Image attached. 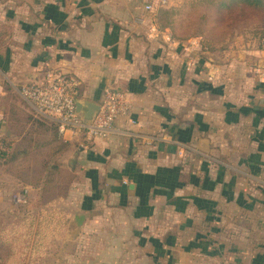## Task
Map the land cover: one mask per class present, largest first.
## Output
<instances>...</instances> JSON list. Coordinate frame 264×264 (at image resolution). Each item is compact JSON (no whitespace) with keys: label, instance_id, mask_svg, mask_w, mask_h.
<instances>
[{"label":"crops","instance_id":"crops-1","mask_svg":"<svg viewBox=\"0 0 264 264\" xmlns=\"http://www.w3.org/2000/svg\"><path fill=\"white\" fill-rule=\"evenodd\" d=\"M7 1L1 95L55 69L75 81L82 117L107 88L131 106L107 138L72 152L77 140L60 138L21 98L36 128L55 133L59 169L67 161L68 264H264L259 44L175 37L173 20H160L174 15L173 0Z\"/></svg>","mask_w":264,"mask_h":264},{"label":"rangeland","instance_id":"rangeland-1","mask_svg":"<svg viewBox=\"0 0 264 264\" xmlns=\"http://www.w3.org/2000/svg\"><path fill=\"white\" fill-rule=\"evenodd\" d=\"M222 1L225 0H173L174 15L168 17V20H173L172 34L179 39L203 36L204 41L214 32L220 43L219 48L229 44L240 47L239 43L245 44V41L257 46L264 36V14L250 12L233 3L221 9L219 4ZM0 5L11 7L13 3L0 0ZM0 120H7L2 131L4 139H0V216L17 217L19 221L11 223L19 234L28 232L31 218L38 217L41 212L54 210L58 214L56 219L63 223L56 234L45 232V235L38 236L33 235V227L36 226V222H33L31 239H24L23 243L17 245L19 253L16 262L68 264L73 238L69 236L71 230L65 222L66 207L62 202L68 197L71 178L67 161L59 169L56 152L61 147L53 143L57 141L55 133L51 127L50 132L37 129L40 122L28 113L27 105L19 94L9 90L4 95L0 94ZM71 144H75L72 152H76V148L85 146L87 142L79 140ZM22 189L28 190L27 204L17 206L11 197ZM32 244L34 249L30 252L29 245Z\"/></svg>","mask_w":264,"mask_h":264},{"label":"built area","instance_id":"built-area-1","mask_svg":"<svg viewBox=\"0 0 264 264\" xmlns=\"http://www.w3.org/2000/svg\"><path fill=\"white\" fill-rule=\"evenodd\" d=\"M158 4L164 7L167 0H159ZM144 10L151 11V5H146ZM167 44L174 49L178 43L168 38ZM259 48L264 51V36L259 40ZM76 87L75 81L68 75L55 69H45L41 80L21 86L19 95L36 115L50 120L60 138L68 141L105 139L115 131L116 122L130 114L127 93L107 88L103 91L96 114L90 120H84L75 107ZM11 199L17 206L26 205L27 190L22 189Z\"/></svg>","mask_w":264,"mask_h":264},{"label":"trees","instance_id":"trees-1","mask_svg":"<svg viewBox=\"0 0 264 264\" xmlns=\"http://www.w3.org/2000/svg\"><path fill=\"white\" fill-rule=\"evenodd\" d=\"M230 3H233L234 6L239 8L244 7L249 9L250 12H262L264 14V0H225L220 2L219 7L224 9L228 7ZM162 14L160 18L161 22L162 20L169 21V13L165 12ZM57 216L58 214L54 210L50 212H41L38 217L31 218V224L28 225V227L30 226L29 230L25 234H19V232L13 229L14 225L11 222L15 220L19 221L17 217L0 216V264H18L16 262V256L19 253L17 251V245L23 243L24 239H31L33 222H36V226L33 227L35 231L33 235L42 236L45 235V232L54 235L59 232L63 223L59 218L56 219ZM29 247L30 252H32L34 245H29ZM20 255L22 256L21 252Z\"/></svg>","mask_w":264,"mask_h":264},{"label":"water","instance_id":"water-1","mask_svg":"<svg viewBox=\"0 0 264 264\" xmlns=\"http://www.w3.org/2000/svg\"><path fill=\"white\" fill-rule=\"evenodd\" d=\"M75 107H76V111H77V113H81V110H80L81 106H80V104H78V103L76 102V103H75ZM90 107H91V106H90ZM97 110H98V106H93V108H90V110L88 111V113H86V114L83 116V119H85V120H90V119L93 118V116L96 114ZM81 222H82V218L76 219V220H75V224H76V226H80Z\"/></svg>","mask_w":264,"mask_h":264}]
</instances>
